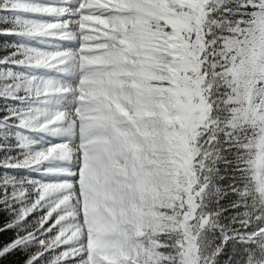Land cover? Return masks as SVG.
<instances>
[{"label":"snow or ice","instance_id":"snow-or-ice-1","mask_svg":"<svg viewBox=\"0 0 264 264\" xmlns=\"http://www.w3.org/2000/svg\"><path fill=\"white\" fill-rule=\"evenodd\" d=\"M0 264H264V0H0Z\"/></svg>","mask_w":264,"mask_h":264}]
</instances>
